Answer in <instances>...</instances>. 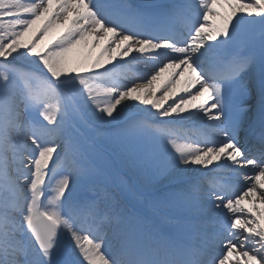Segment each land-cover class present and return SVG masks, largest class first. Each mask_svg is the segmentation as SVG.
I'll return each mask as SVG.
<instances>
[{
    "label": "snow or ice",
    "instance_id": "snow-or-ice-1",
    "mask_svg": "<svg viewBox=\"0 0 264 264\" xmlns=\"http://www.w3.org/2000/svg\"><path fill=\"white\" fill-rule=\"evenodd\" d=\"M0 264H264V0H0Z\"/></svg>",
    "mask_w": 264,
    "mask_h": 264
},
{
    "label": "rangeland",
    "instance_id": "rangeland-1",
    "mask_svg": "<svg viewBox=\"0 0 264 264\" xmlns=\"http://www.w3.org/2000/svg\"><path fill=\"white\" fill-rule=\"evenodd\" d=\"M124 72L125 75H128L130 72L133 71L132 69H130V67H127ZM120 176L121 174L115 169L111 171L108 180L109 189H112L120 197V199H122L126 203L128 209L130 210V214H149L148 206L143 199L145 189L138 184L130 185L127 188L120 186ZM217 179L219 182L226 181L225 179H221L220 177H217Z\"/></svg>",
    "mask_w": 264,
    "mask_h": 264
},
{
    "label": "bare ground",
    "instance_id": "bare-ground-1",
    "mask_svg": "<svg viewBox=\"0 0 264 264\" xmlns=\"http://www.w3.org/2000/svg\"><path fill=\"white\" fill-rule=\"evenodd\" d=\"M256 39L258 40V36L256 37ZM128 67H130V69H132V71L134 72V73L130 72L128 74L130 76L126 75L129 79H135L138 76L150 71V69L148 67H146L142 62L138 63V64L130 65ZM157 95L159 96V93ZM229 175L230 174L220 173V174H218L217 177L218 178L220 177L221 179L228 180ZM115 180H116V177H115ZM109 191L111 192L112 197H113V199L111 201L112 207L117 212H121L123 214H130V210L128 209L126 203L122 199H120V197L112 189H109Z\"/></svg>",
    "mask_w": 264,
    "mask_h": 264
}]
</instances>
